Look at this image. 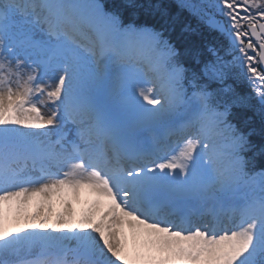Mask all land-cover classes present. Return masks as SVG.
I'll use <instances>...</instances> for the list:
<instances>
[{
    "label": "snow or ice",
    "instance_id": "6c2138e0",
    "mask_svg": "<svg viewBox=\"0 0 264 264\" xmlns=\"http://www.w3.org/2000/svg\"><path fill=\"white\" fill-rule=\"evenodd\" d=\"M142 7L0 0V264H264V169L230 120L255 106L228 83L264 119V0H180L227 42L192 67L163 4L124 22Z\"/></svg>",
    "mask_w": 264,
    "mask_h": 264
},
{
    "label": "trees",
    "instance_id": "16d2710c",
    "mask_svg": "<svg viewBox=\"0 0 264 264\" xmlns=\"http://www.w3.org/2000/svg\"><path fill=\"white\" fill-rule=\"evenodd\" d=\"M123 0H110V3L119 5ZM137 5H143L142 8L129 9L123 12L122 18L125 22L133 20L137 23L151 24L159 27V16L152 15L146 9L149 5H155L157 3L163 4L168 12L169 18L174 17V21L171 22V27L166 33L171 40L175 43L176 47L181 53V60L187 67L194 66V61L186 53L187 49H199L202 59H211L207 52V47L217 46V37L211 39L204 27L194 28L195 20L190 16V12L187 9H182L179 5L172 0H135ZM199 26V24H197ZM185 26L190 28L189 31H184ZM229 82L233 83V87L236 92L242 96H250V89L245 84L243 79L230 78ZM251 104L255 107H234L232 109V119L238 126V128L244 132H252L249 137L251 144V150L246 152L247 159L249 160L248 167L253 169L260 166H264V120L258 113V104L255 99H251Z\"/></svg>",
    "mask_w": 264,
    "mask_h": 264
},
{
    "label": "bare ground",
    "instance_id": "6f19581e",
    "mask_svg": "<svg viewBox=\"0 0 264 264\" xmlns=\"http://www.w3.org/2000/svg\"><path fill=\"white\" fill-rule=\"evenodd\" d=\"M85 199H88L86 193L82 195V197H81V203H78V204L76 205L77 213H80V211H81L82 208L84 207L83 201H84ZM30 210H33V211H34V209H30ZM57 210H59V205H57Z\"/></svg>",
    "mask_w": 264,
    "mask_h": 264
}]
</instances>
